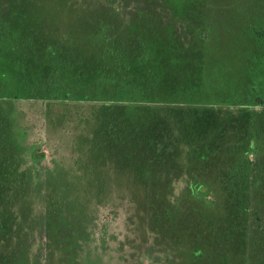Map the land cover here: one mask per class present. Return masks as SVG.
Returning a JSON list of instances; mask_svg holds the SVG:
<instances>
[{
    "label": "rangeland",
    "instance_id": "rangeland-1",
    "mask_svg": "<svg viewBox=\"0 0 264 264\" xmlns=\"http://www.w3.org/2000/svg\"><path fill=\"white\" fill-rule=\"evenodd\" d=\"M0 264H264V0H0Z\"/></svg>",
    "mask_w": 264,
    "mask_h": 264
}]
</instances>
